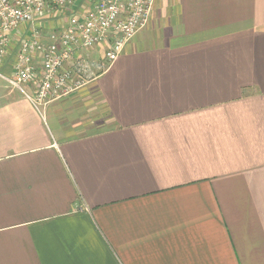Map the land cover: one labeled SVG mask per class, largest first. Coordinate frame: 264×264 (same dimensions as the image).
Here are the masks:
<instances>
[{
	"label": "crops",
	"instance_id": "crops-1",
	"mask_svg": "<svg viewBox=\"0 0 264 264\" xmlns=\"http://www.w3.org/2000/svg\"><path fill=\"white\" fill-rule=\"evenodd\" d=\"M83 54L39 111L0 79V264H264V0H156Z\"/></svg>",
	"mask_w": 264,
	"mask_h": 264
},
{
	"label": "built area",
	"instance_id": "built-area-1",
	"mask_svg": "<svg viewBox=\"0 0 264 264\" xmlns=\"http://www.w3.org/2000/svg\"><path fill=\"white\" fill-rule=\"evenodd\" d=\"M155 2L0 0V79L38 111L68 97L93 78L92 65L80 56L105 47V61L115 62L149 25ZM47 20L57 27L45 29ZM7 59L13 62L11 76L4 70Z\"/></svg>",
	"mask_w": 264,
	"mask_h": 264
},
{
	"label": "rangeland",
	"instance_id": "rangeland-1",
	"mask_svg": "<svg viewBox=\"0 0 264 264\" xmlns=\"http://www.w3.org/2000/svg\"><path fill=\"white\" fill-rule=\"evenodd\" d=\"M43 19V18H42ZM41 20V19H40ZM50 23V20H47V21H43V25L44 26H47L48 24ZM49 26V25H48ZM50 27V26H49Z\"/></svg>",
	"mask_w": 264,
	"mask_h": 264
}]
</instances>
